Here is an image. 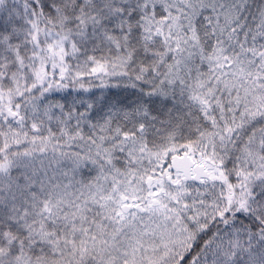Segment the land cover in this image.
Instances as JSON below:
<instances>
[{
	"label": "snow or ice",
	"instance_id": "6c2138e0",
	"mask_svg": "<svg viewBox=\"0 0 264 264\" xmlns=\"http://www.w3.org/2000/svg\"><path fill=\"white\" fill-rule=\"evenodd\" d=\"M0 264H264V0H0Z\"/></svg>",
	"mask_w": 264,
	"mask_h": 264
}]
</instances>
